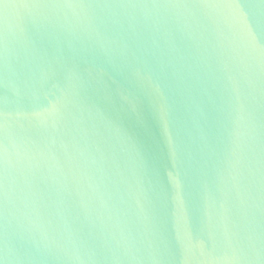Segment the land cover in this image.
<instances>
[{
    "label": "water",
    "instance_id": "1",
    "mask_svg": "<svg viewBox=\"0 0 264 264\" xmlns=\"http://www.w3.org/2000/svg\"><path fill=\"white\" fill-rule=\"evenodd\" d=\"M0 264H264V0H0Z\"/></svg>",
    "mask_w": 264,
    "mask_h": 264
}]
</instances>
